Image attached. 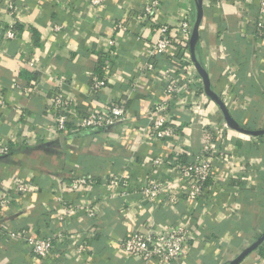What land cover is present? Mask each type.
Returning a JSON list of instances; mask_svg holds the SVG:
<instances>
[{"label": "crops", "instance_id": "crops-1", "mask_svg": "<svg viewBox=\"0 0 264 264\" xmlns=\"http://www.w3.org/2000/svg\"><path fill=\"white\" fill-rule=\"evenodd\" d=\"M152 1L103 0L94 6L90 0H0V143L12 146L0 157V196L11 198L0 208V264H227L264 232V159L254 151L264 135L222 130V113L204 93L195 68L184 72L180 67L187 61H173L183 57L175 34L186 12L193 18L192 1L157 0L154 13L138 19ZM202 2L197 53L211 88L220 98L226 93V108L241 126L262 128L264 38L252 29L259 0ZM160 23L173 33L171 56H157L154 70L143 72L150 58L146 47ZM10 26L16 36L6 39ZM102 70L107 81L92 94L89 72ZM169 79L180 84L169 102L177 129L170 141L157 140L148 135V110L169 99ZM56 89L76 117L88 109L120 106L125 120L110 129L56 132L51 107ZM219 129L201 197L180 198L185 183L174 170L173 149L180 160L193 158L203 148L205 132ZM154 158L159 165H152ZM69 173L95 178L97 184L69 192L64 184ZM110 175L133 181L125 189L102 186L101 176ZM21 180L34 186L33 192L18 191ZM153 180L165 182L167 191L148 202L141 189ZM169 194L176 201L165 200ZM57 197L73 207L65 219ZM83 206L92 207L94 216L88 218ZM177 220L192 234L177 261L143 262L122 250L121 241L132 231ZM22 228L30 237L65 228L66 237L48 257L35 259L25 241L2 238L4 230ZM83 242L90 261L78 252ZM61 248L70 250V259ZM239 264H264V242Z\"/></svg>", "mask_w": 264, "mask_h": 264}, {"label": "built area", "instance_id": "built-area-1", "mask_svg": "<svg viewBox=\"0 0 264 264\" xmlns=\"http://www.w3.org/2000/svg\"><path fill=\"white\" fill-rule=\"evenodd\" d=\"M103 0H90L91 5L98 6ZM221 1V0H220ZM157 5V0H153L151 4L145 5L141 10L138 19L143 18L147 15L154 13V7ZM15 7L11 4L7 5V10L13 13ZM244 12L241 13V15ZM150 18H154L150 17ZM192 18L188 12H186L177 26V34H175V44L176 37L179 36V44L183 46L184 53L181 58H173V61L177 63H182V60L187 61V66L184 65L180 69L186 72L189 68L194 69V65L191 60L189 51V37L191 32ZM124 29V26H118ZM253 32L257 37L264 38V0H259V6L257 10V16L252 26ZM153 31L156 34V39L153 43H150L146 47L148 56L150 57L147 62H145L143 67V72H149L154 70V60L157 56L168 57L169 50L172 49L174 44L173 33L166 23H160L158 26L153 27ZM16 36V30L13 26L6 29L5 37L6 39H12ZM183 40V42H182ZM182 42V43H181ZM109 44L113 45V41ZM103 72V73H102ZM101 73L90 71V91L92 94H97L101 88L105 85L107 81L104 71ZM168 72V71H167ZM167 79V73L164 74ZM194 80V78H192ZM190 82L187 81V83ZM180 90V84L175 79H169L165 89V95L169 98L168 100L155 103L148 110V115L150 117L148 135L157 140L170 141L176 132L177 126L171 124V114L172 108L170 103L172 99L175 98ZM223 104L229 103L226 93L220 98ZM51 107L55 112L54 117V127L56 132L70 131L72 133L78 132L82 129H110L114 126L120 124L125 120V110L120 106H108L104 110L88 109L82 116L76 117L71 112V105L68 100H66L60 91L56 89L52 93ZM227 129L226 125L223 124L222 130ZM218 130L216 133L214 131H206L204 134L203 148L201 152L193 156L188 157V159L180 160L177 151L173 149L172 160L174 164V170L179 173V176L184 181L185 186L180 192V198L193 201L201 197L203 188L207 183L208 179L211 177L212 165L210 161V156L212 153L217 152L219 145L220 132ZM9 144L0 143V157L8 154L11 150ZM152 165H159L160 160L154 158L151 160ZM101 185L113 188V189H125L133 181V179L128 176H113L109 177L101 176ZM65 189L69 192H75L83 187L91 188L96 185V179L87 177L84 175H74L69 173L67 178L64 180ZM16 188L18 191L24 194H30L34 190V186L27 184L25 182L18 181ZM167 191V184L160 180L149 181L142 189L141 193L144 195V200L151 202L153 199L164 194ZM126 193V192H125ZM165 200L174 202L177 197L172 195H167ZM163 200L161 203H165ZM11 202V198L6 195L0 196V208L8 206ZM57 204L62 209L63 214L61 219H65L69 214L73 212V207L67 205L61 197H57ZM81 209L84 214L90 218L94 216L93 208L90 206H83ZM3 237L9 241H19L23 240L27 243L29 247V252L33 258L44 259L49 256L51 250L55 246H62V240L66 237V229L62 228L61 232L55 234L50 230H46L43 234H37L36 236H27V232L24 228L19 230H4ZM192 237L188 226L182 223L181 220H177L168 224L158 225L154 227L152 224L148 225L142 229L134 230L129 233L121 241V248L130 256L134 258H139L143 262H146L153 258H158L164 261H177L183 254L184 249L188 240ZM63 250V257L65 259H70L71 254L69 249ZM86 242L78 245V252L90 261L91 255L88 254L86 250Z\"/></svg>", "mask_w": 264, "mask_h": 264}, {"label": "water", "instance_id": "water-1", "mask_svg": "<svg viewBox=\"0 0 264 264\" xmlns=\"http://www.w3.org/2000/svg\"><path fill=\"white\" fill-rule=\"evenodd\" d=\"M193 5V18L191 23V32L189 37V51L192 63L197 74L200 76L204 93L214 101L218 108L220 109L225 125L231 130H235L239 133L250 135V136H261L264 135V127L259 129H250L245 126H241L229 113L226 106L223 104L222 100L216 94L212 88L207 72L200 63L198 53L196 51L197 44L199 40V27L203 17V2L202 0H191ZM264 242V232L260 234L254 241H252L248 246H246L239 254H237L233 259L229 260L227 264H239L244 257L253 252L257 247H259Z\"/></svg>", "mask_w": 264, "mask_h": 264}, {"label": "trees", "instance_id": "trees-1", "mask_svg": "<svg viewBox=\"0 0 264 264\" xmlns=\"http://www.w3.org/2000/svg\"><path fill=\"white\" fill-rule=\"evenodd\" d=\"M196 51H197V49H196ZM249 128L255 129V127L254 128L249 127ZM259 139H260L259 143L256 146H254V151L256 153L260 154L262 156V158L264 159V140H262L261 138H259ZM262 184L264 185V179H263ZM262 189L264 190V186Z\"/></svg>", "mask_w": 264, "mask_h": 264}, {"label": "rangeland", "instance_id": "rangeland-1", "mask_svg": "<svg viewBox=\"0 0 264 264\" xmlns=\"http://www.w3.org/2000/svg\"><path fill=\"white\" fill-rule=\"evenodd\" d=\"M223 124H225V123H223ZM223 124H222V125H223Z\"/></svg>", "mask_w": 264, "mask_h": 264}]
</instances>
